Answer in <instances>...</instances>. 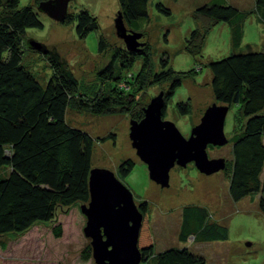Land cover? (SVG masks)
I'll return each instance as SVG.
<instances>
[{
	"label": "trees",
	"instance_id": "16d2710c",
	"mask_svg": "<svg viewBox=\"0 0 264 264\" xmlns=\"http://www.w3.org/2000/svg\"><path fill=\"white\" fill-rule=\"evenodd\" d=\"M149 1L119 0L120 12L128 28L138 32L141 22L149 20ZM19 3L20 0H9L0 15V237L13 233L23 235L37 224H53L54 237L59 239L63 227L56 224L58 212L90 202L89 177L94 169L95 140L89 133L71 127L66 120L67 112L95 116L127 115L131 120L141 121L144 108H136V94L152 86L168 84L164 93L165 119L167 103L184 80L191 79L197 70L176 72L169 67L170 56L165 53L160 60L162 71L154 74L148 41L139 53L115 50L111 63L99 74L104 80H113L118 66L121 72H128L141 57L139 74L120 79L136 88L129 87L124 91L114 87L110 90L112 94L91 97L81 92L78 80L58 52L47 47L44 55L53 76L43 86L23 64L27 30L40 29L43 24L33 7L19 8ZM211 3L198 8L194 17L204 24L205 31L214 22L230 24L234 49L228 57L207 65L213 97L215 102L229 108L241 106L246 119L241 134L233 141L230 195L236 202L258 197V206L264 215V51L240 52L244 23L250 12L225 4V0ZM158 7L171 14L161 4ZM254 11L264 24V0H255ZM73 22H76L75 31L80 40L99 28L96 19L87 11L79 12L76 17L69 14L63 24ZM143 38H147L146 33ZM204 43L205 36L194 30L187 38L184 50L199 57ZM28 48L31 49L29 44ZM105 48L106 43L101 39L99 52L104 53ZM131 79H134L133 83H130ZM178 109L182 116H187L189 102L179 103ZM134 168L135 162L126 160L119 166V174L126 178ZM139 209L143 224L138 246L143 264H208L202 255L189 247L190 239H194V243L228 239V228L212 220L206 208L186 206L178 238L187 245L156 254L149 207L145 202ZM3 246L6 248V244ZM90 254L88 244L83 249L82 258L87 260Z\"/></svg>",
	"mask_w": 264,
	"mask_h": 264
},
{
	"label": "rangeland",
	"instance_id": "374dc122",
	"mask_svg": "<svg viewBox=\"0 0 264 264\" xmlns=\"http://www.w3.org/2000/svg\"><path fill=\"white\" fill-rule=\"evenodd\" d=\"M9 0H0V15ZM213 1V0H212ZM210 0H150L149 20L141 22V43L150 42L153 73L161 70L163 54L170 56V66L176 72L197 70L191 79H185L175 96L167 103L166 121L173 122L185 138L201 123L206 110L217 103L211 88V74L207 65L222 60L234 52L232 48L233 29L230 24L214 22L205 31L194 12ZM221 2V1H220ZM253 0H225V4H252ZM162 5L171 14L159 10ZM31 6L37 12L43 27L28 29L25 39L23 64L34 77L46 86L53 76V70L43 53L29 49L31 40L55 49L78 80L81 92L88 96L112 94L110 90H129L133 84L122 83L128 75L136 77L142 68V58H137L128 72L116 69L115 78L104 80L99 74L109 66L115 50L125 49L126 44L117 35L115 20L120 12L119 0H72L68 13L76 17L87 11L98 22V30L80 40L76 35V22L63 24L40 12L35 0H20L19 8ZM163 7L161 9H163ZM244 11L251 14L244 23L241 53L264 51V24L257 12L247 5ZM197 30L205 36V43L199 57L188 54L185 44L190 34ZM137 32V31H135ZM143 33L147 38H143ZM106 43L104 53L99 52V42ZM25 47V46H24ZM144 49V47H142ZM141 49V50H142ZM129 52V51H128ZM131 53V52H130ZM135 79V78H134ZM134 79L130 80L133 83ZM169 85L152 86L136 95V108H146L160 93H166ZM126 89V90H125ZM189 102L190 113L182 116L178 104ZM218 104V103H217ZM220 105V104H218ZM67 123L89 133L95 140L93 168L112 171L117 179L133 194L136 205L146 202L149 207V224L152 230L155 250L158 254L171 248L184 247L179 241L182 212L186 206H201L208 210L212 220L228 228V239L209 243H194L189 247L202 255L208 264H264V215L258 206V197H247L239 202L230 195V177L233 158V141L240 135L245 117L242 107L233 105L225 121V135L228 144L207 150L210 159L222 157L229 169L207 176L194 164L186 168L174 167L170 173V187L162 188L151 180L148 167L138 157L130 139L131 119L127 115L95 116L68 111ZM135 162L132 173L122 178L119 166L126 160ZM82 204L58 212L56 224L63 227L61 238H55L53 224H37L23 235L15 233L0 237V264H96L92 247L90 257L85 260L82 252L91 240L84 235L87 218L81 210ZM140 210V209H139ZM6 244V248H3ZM143 264V263H141Z\"/></svg>",
	"mask_w": 264,
	"mask_h": 264
},
{
	"label": "water",
	"instance_id": "95a60500",
	"mask_svg": "<svg viewBox=\"0 0 264 264\" xmlns=\"http://www.w3.org/2000/svg\"><path fill=\"white\" fill-rule=\"evenodd\" d=\"M40 1L38 9L56 22L68 18L72 0ZM117 35L131 53H139L144 47L142 34L127 27L123 14L115 20ZM31 49L47 53V46L31 40ZM165 94L152 99L144 108L141 121L131 120L130 139L140 160L148 167L152 181L162 188L170 187V173L176 167L186 168L193 163L202 174L210 176L226 169L224 158L210 159L209 146L222 147L228 144L224 129L229 107L210 106L201 123L190 137L185 138L177 126L164 120ZM90 202L81 210L87 218L84 235L91 240L96 264H141L139 237L143 214L135 203L131 191L121 183L112 171L92 169L89 177Z\"/></svg>",
	"mask_w": 264,
	"mask_h": 264
},
{
	"label": "crops",
	"instance_id": "0c3cea01",
	"mask_svg": "<svg viewBox=\"0 0 264 264\" xmlns=\"http://www.w3.org/2000/svg\"><path fill=\"white\" fill-rule=\"evenodd\" d=\"M210 1H212V0H210ZM248 6H249V8L250 9H253L254 8V6H255V0H253V2H252V4H247ZM247 5L246 4H240V5H235L237 8H239L240 10H242V11H244L245 9H247L246 7H247ZM246 11H248V10H246Z\"/></svg>",
	"mask_w": 264,
	"mask_h": 264
},
{
	"label": "flooded vegetation",
	"instance_id": "af4514ba",
	"mask_svg": "<svg viewBox=\"0 0 264 264\" xmlns=\"http://www.w3.org/2000/svg\"><path fill=\"white\" fill-rule=\"evenodd\" d=\"M209 148L211 149V148H218V147L209 146ZM209 148H208V149H209ZM219 158H222V157H217V158H214V159H219Z\"/></svg>",
	"mask_w": 264,
	"mask_h": 264
}]
</instances>
